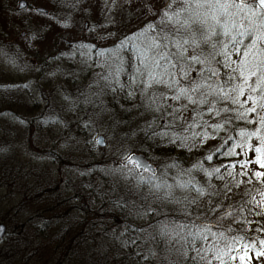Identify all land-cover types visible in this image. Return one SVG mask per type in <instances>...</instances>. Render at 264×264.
Masks as SVG:
<instances>
[{
	"label": "trees",
	"instance_id": "trees-1",
	"mask_svg": "<svg viewBox=\"0 0 264 264\" xmlns=\"http://www.w3.org/2000/svg\"><path fill=\"white\" fill-rule=\"evenodd\" d=\"M129 1L117 0L115 13L111 14L113 22L103 25L106 33H113L117 27L121 32L113 42V37H110L112 40L106 52H101V46H98L101 34L77 42L76 54H68L64 65L59 67L63 74L60 84L63 94H57L60 91L46 82L29 88L30 105H13L8 97L6 101L0 96L1 100L18 109L20 117L16 119L28 124L27 128H23L25 133L36 129L41 136L46 133L54 139L46 148H32L26 142L30 139L26 138L23 149L38 154L50 163L67 164L70 169L68 172L61 171L52 183L46 181L43 184L45 175L35 168L25 175L20 171L21 165L3 167L0 187L12 181V187H15L19 181L28 184V179L31 180L18 197L22 202L12 210L23 211L26 208L24 205H35L37 207L33 208L37 211L24 221L12 224L23 236L20 237L22 244L0 248V261H11L12 250L17 252L16 246H20L23 248L21 256L25 258L34 250L42 252L48 249L46 258L49 264H258L254 255L264 253V215H257V212H264V175L257 177L255 174H264V167L257 163L258 159L264 161V142L259 139L264 133L246 137L248 132H256L261 127L256 122L258 117L250 113L252 123L233 119L225 127V121L234 117L235 112L209 113L205 105H189L184 119H180L178 112L169 116L174 108L186 105L187 100L167 99L176 92L166 84H153L145 90L140 81L147 80L148 74L137 62L141 47L154 43V38L162 34L159 29H167L168 39L174 44L186 40L189 51L192 46L199 45L207 55L213 51L210 44L203 43L209 28H214L216 33L211 37L212 42L223 41L227 38L220 34L222 29L216 21L219 17L225 21L231 18L225 16L222 9L211 7L216 0H188L181 8L168 0L165 5L170 7L164 5L161 11L159 8L152 10L159 14L153 13L149 19L136 17L134 20L136 14L133 12L136 10H129ZM246 3L255 6L253 0ZM27 9L30 10V6ZM125 9L127 13L122 14ZM16 11L13 13L19 15L20 11ZM3 15H0L1 37L11 29V16L5 15L2 21ZM235 20L238 25L241 20L239 14H236ZM125 37L131 38L134 49L128 48L129 41ZM121 41L123 47L120 46ZM170 51H176V48ZM221 51V47L215 50V58L221 61L220 64L209 61L205 65H196L197 70L204 68L202 77L197 72L191 73L197 81L196 86L205 91L209 90L210 84L215 92L222 80L227 79L228 69L223 67ZM97 53L100 60L95 62ZM231 56L233 60L239 59L234 53ZM56 57L47 58L48 61L41 67H46ZM98 65L103 71L98 70ZM54 68L50 70L54 72ZM137 68L141 70L138 72ZM40 70L36 74L38 72L43 76L45 72L41 74ZM50 70L48 75H51ZM212 70H219L222 79L213 77L209 80ZM102 76L113 82L115 92L103 87L106 82L101 79ZM133 76L136 83L131 79ZM117 79L124 86L122 89L117 86ZM0 88L14 89L8 85ZM52 89L57 99L50 94ZM129 92L134 93L131 98L128 97ZM66 99L70 101L67 108L70 107L71 116L62 113L64 108L57 110L55 106L59 100L65 102ZM162 106L163 111H160ZM223 107V104L216 105L218 109ZM39 110L42 111L41 116ZM77 111L78 116L73 114ZM217 124L220 127L215 130L208 127ZM153 132L165 133V139L160 140L159 136L153 138ZM101 133L111 138L112 150L96 146L94 136ZM205 135L207 139H204ZM228 136L232 137V141L224 147V151L239 145L234 148L236 154L228 157L217 155V150ZM172 139L175 143L170 142ZM257 147L261 148L259 154L255 151ZM131 153L145 155L155 165L156 174L138 173L133 166L122 168V160ZM209 155L214 157L212 161L206 159ZM230 165L235 167H228ZM216 168L221 170L219 177L213 179L206 176V172L215 176L213 170ZM128 169L133 170L131 174ZM241 171L246 175L240 177ZM230 172L236 173L237 179H242L244 183L239 188H233L227 198L220 196L223 204L217 203L216 197L210 198L207 194V186L211 183L222 190ZM141 180L166 182L180 202L157 200L155 195L150 194L147 183H139ZM197 188L202 189L204 194L197 195ZM210 199L215 204V211L208 210ZM191 200L195 203H189ZM15 214L10 212L8 219L4 218L9 226ZM33 221V224L30 223ZM193 231L196 232L195 249H199L200 256L190 243ZM29 233L39 235L42 246H34L35 243L29 240ZM133 238L136 239L135 246H123L124 241ZM181 248L183 261L176 251ZM242 256H247V259L241 260ZM22 260L20 258V262Z\"/></svg>",
	"mask_w": 264,
	"mask_h": 264
},
{
	"label": "rangeland",
	"instance_id": "rangeland-1",
	"mask_svg": "<svg viewBox=\"0 0 264 264\" xmlns=\"http://www.w3.org/2000/svg\"><path fill=\"white\" fill-rule=\"evenodd\" d=\"M17 1L18 0L0 1V15L4 14L2 21H4L5 15H7V17L11 16V29L8 30L9 32L7 34H4V37L0 36V87L5 85L14 87L13 90L0 88V96H3L6 101V97H8L13 105L16 103H21V105L28 103L30 105V101L28 100L30 93L28 90L30 87L36 86L35 84L42 86L44 83L50 82L51 88L54 86L56 91H60L57 94H63L61 93L63 92L61 91L62 87H60L63 74L59 71V67L64 65V60L68 58L69 53H73V51L76 52L78 48L77 42L85 38L88 39L91 36H100L103 34L98 46H101L100 49H103L102 52H106L107 46H109L111 42L117 40L121 33L119 27H117L113 33H106L107 30L103 29V25L107 24V22H113L111 14L112 12L115 13V8L118 4L117 0H26L30 6V10L25 9L26 11H20V13L16 11ZM136 1L137 0H130L128 2L130 7L129 10L132 11L133 8L136 10L133 12V14H136L134 20L136 17L146 19L148 17L149 19L151 14L155 13V11L152 10L154 8H156V10L159 8V11H161L163 8L162 6H164L168 0H143V3ZM187 1L188 0H169V2L177 4L178 8L183 7V4ZM247 1L248 0H245V2ZM210 2H212V0H210ZM35 7H43L48 10L49 13L46 15L36 13V11H34ZM13 11L18 12L19 15L14 14ZM125 11L128 10L125 9L122 14H126L127 12ZM168 11L169 9L166 10V12ZM105 12L107 14H104ZM100 22L104 23L100 24ZM123 32H125L124 29ZM110 37H113V40L110 39ZM55 56H57L56 60H51L44 68L41 67L44 62L48 61L46 60L47 58L50 60V58H54ZM73 58L75 60V57ZM78 58H80V56H78ZM99 60L100 57L96 56L95 62ZM54 67H58V69ZM51 68H54V72L50 70ZM101 69L102 67L98 65V70L103 71ZM39 70L40 73L42 72L41 74H44V72L45 74L43 76L39 75L38 72L36 74V71ZM49 70L51 71V75L47 73ZM3 89L5 91L2 92ZM7 94L11 95L6 96ZM50 94L57 99V94L53 89L50 90ZM69 103L70 101L68 99H66L65 102L59 100L55 103V106H57V110L64 108L62 113L66 112L68 116H71L72 112L69 111L70 107H68L69 110L67 108ZM34 108L38 109L37 106H34ZM73 111L76 110L74 109ZM18 113L19 111L15 106L9 105L4 100L0 99V171L3 170L4 166L9 168L12 167V165L18 164L21 165L20 171L24 172L26 175L31 172L32 168H35L45 175L43 184H45L46 181L52 183L56 177L60 176L59 173L61 171H70V169L67 168V164H60V162H57L58 164L56 162L50 163L47 159L40 158L38 154H33L32 151L23 149L22 144H24L26 138L30 139V141L26 142H29L28 145L32 148H46L53 143L54 139H51L46 133H43L41 136L36 129H34L35 131L30 130V133H25L23 128H27L28 124L18 122V119H16L20 117ZM38 114L41 116L42 111L39 110ZM73 114L78 116L79 112L77 111ZM46 116L47 114L43 117ZM9 118L13 119L10 121ZM23 120L25 121V119ZM20 124L26 125V127ZM101 135H103V133H101ZM57 141H60V139H57ZM110 142L111 138H107L103 135L104 147L112 150L114 146H112ZM4 181L6 182V180ZM12 182H8L9 187L8 183L0 187V223H3L6 227L4 236L0 240V248H11L13 244L21 245L22 241L20 237L23 236L19 233V230L16 231V228H13L12 224H15L16 221H24L25 218L30 217L37 211L33 208L37 207L35 205L33 207L24 205L26 208H24L23 211H20V209L12 210L22 202L18 197H20L29 186L31 180L28 179V184L26 181H19L15 184L16 186L14 185L15 187H12ZM10 212H16L17 214L12 216L9 226L8 223L4 221V218L7 220ZM35 221L37 222L38 219ZM35 221L30 223L33 224ZM25 228L27 229L28 226L26 225ZM40 239L39 235L36 236L35 233H29V240L32 244L35 243L34 246H42V244L39 243ZM16 247H18L17 252H13L11 249L13 253L11 261L8 260V262H4L2 260L0 264H33L32 262L35 264H49L46 258V254L49 252L48 249H43L42 252L39 250L35 252L34 250L30 256L25 258V256H21L23 254V248L20 246ZM20 258L24 260L20 262ZM254 258L258 264H264V255H260V257L254 255Z\"/></svg>",
	"mask_w": 264,
	"mask_h": 264
},
{
	"label": "snow or ice",
	"instance_id": "snow-or-ice-1",
	"mask_svg": "<svg viewBox=\"0 0 264 264\" xmlns=\"http://www.w3.org/2000/svg\"><path fill=\"white\" fill-rule=\"evenodd\" d=\"M171 5H165V7H170ZM211 7L216 9H222L225 16H229L231 19L225 21L223 17L217 19V24L221 27V35L227 39L218 42H212L211 37L214 36V28H209L207 35L204 36L203 43L210 44L213 49L212 52L207 55L204 50L199 47V45H194L189 51L188 41L176 42L175 44L168 39L167 29H159L158 31L162 34L154 38V43L142 46L140 55L137 57L138 65H140L144 70L147 71L148 79L141 80L140 83L143 84L144 89L152 87L153 84L160 85L166 84L170 90L175 91L176 95L168 97L167 99H173L180 101L181 99H186L187 104L181 107L174 108L172 112H169V116H174L175 113H180V119H184V112L188 110L189 105H205L208 106V112L212 113L216 111L217 113L223 111L224 113L235 112L234 117H229L225 121V127L227 124L232 123L233 119L238 121H243L245 124L252 123V119L249 114H255L258 117L256 121L261 125L256 132H248L246 137L251 138L256 136L257 133H264V0H259L257 6H253L245 2V0H240V3H236V0H217L216 3L211 5ZM236 11L233 12L232 10ZM258 9V11H257ZM40 12V9H36ZM155 14H159L158 12ZM236 14H239L241 20L237 25L235 20ZM125 40L129 41L128 48L134 49L135 45L131 42L130 37H125ZM120 46L123 47V41H121ZM175 47L176 51H170L171 48ZM217 47H221V54L223 55V67L228 69L227 79H223L222 83L217 86L215 92L212 91L211 85L209 84V90L205 91L204 88L198 87L197 81L191 76L192 72H197L198 76H203L204 68L201 67L197 70L196 65H205L209 61L213 63L220 64L221 61L216 60ZM103 49H101V52ZM231 53H234L239 59L233 60ZM76 52H73L75 55ZM84 55V53H80ZM99 56V53H97ZM141 69L137 68L139 72ZM216 78L221 80V74L219 70H212L209 75V80L211 78ZM102 80L106 83L103 87L110 88L112 92L116 91V87H113V82L108 79L107 76H102ZM133 83H136L135 76L131 77ZM150 81V82H149ZM117 86L121 89L124 87L119 84L117 79ZM173 85L175 86L173 88ZM134 93L129 92L128 97L131 98ZM245 97V99H241ZM217 104H223L222 109L216 108ZM162 106L159 110L163 111ZM168 127V125H165ZM208 127L215 130L220 125H208ZM152 137L155 138L159 136L160 140L165 139V133L153 132ZM207 135L204 139H207ZM259 139L264 142V135H260ZM232 141V137L228 136L223 141V146L219 148L216 152L217 155H223L228 157L230 155H235L234 148L239 145H233L228 151H224V147H227ZM171 143H175V139L170 140ZM100 145L103 144L101 140ZM251 147V145H249ZM256 153H261V148L257 147L255 149ZM213 156H207L208 161L213 160ZM135 162L136 168H142L144 171H151V169L142 164L136 157L128 156L126 157V162L121 165L122 168L127 167L128 163ZM257 163H260L264 167V161L258 159ZM228 167H235V165H230ZM244 168V165H241ZM132 169H128L129 174L132 173ZM220 169L216 168L213 170L215 176L212 172H206V176H212L213 179L219 177ZM246 173L241 171L239 173L240 177L245 176ZM257 177L264 174L256 173ZM229 180L224 183L223 189H218L211 183L208 184L209 197H216V202L223 204V201L219 200L220 196L228 197L229 193L232 192L233 188H239L244 181L242 179H237L236 173H228ZM126 178V177H125ZM223 179V178H221ZM140 184L147 183L149 185L150 194L155 195L157 200H168L175 203H179V199L174 196L170 191V186L166 182H153L143 181ZM197 195L204 194L203 190L200 188L195 189ZM187 199V197H185ZM189 203H195V200L189 201ZM209 211H215V204L211 203ZM257 215H264V212H257ZM197 219H200L199 217ZM0 227V231H2ZM123 235V233H121ZM192 239L190 243L195 249L196 232L190 233ZM136 239L133 238L129 241H124L123 246H135ZM197 255H202L199 249H195ZM177 255L183 261L184 253L182 248L177 249ZM259 255H264V253L257 252ZM241 260H246L247 256L240 257Z\"/></svg>",
	"mask_w": 264,
	"mask_h": 264
},
{
	"label": "water",
	"instance_id": "water-1",
	"mask_svg": "<svg viewBox=\"0 0 264 264\" xmlns=\"http://www.w3.org/2000/svg\"><path fill=\"white\" fill-rule=\"evenodd\" d=\"M255 4L258 5L259 4V0H255ZM27 5H28V3H27L26 0H19L17 2V10L18 11L19 10H23V9H25L27 7ZM36 9H40L41 10L40 13H46L47 12V10L45 8H43V7H37V8H35V10ZM101 140L103 141V136L102 135H98L96 137V143L100 147H104V143L102 145H100V143H99ZM129 156L136 157L142 164L147 165L151 169V171H144L142 168H137L140 173H142V172H149L151 174H155L156 173V169H155L154 165L152 163H150L143 154H141V153H132ZM125 162H126V159L123 160V164ZM130 164H134L135 165V162L128 163L127 165H130ZM0 227H2V229H3L2 231H0V239H1L4 236L6 227H5V225L3 223H0Z\"/></svg>",
	"mask_w": 264,
	"mask_h": 264
}]
</instances>
